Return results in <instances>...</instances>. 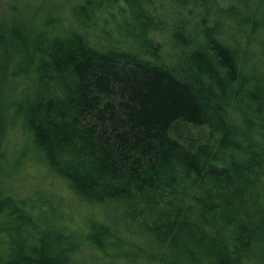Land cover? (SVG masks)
<instances>
[{"label":"trees","instance_id":"16d2710c","mask_svg":"<svg viewBox=\"0 0 264 264\" xmlns=\"http://www.w3.org/2000/svg\"><path fill=\"white\" fill-rule=\"evenodd\" d=\"M11 1L0 264H264V11ZM25 156L67 195L15 192Z\"/></svg>","mask_w":264,"mask_h":264},{"label":"rangeland","instance_id":"374dc122","mask_svg":"<svg viewBox=\"0 0 264 264\" xmlns=\"http://www.w3.org/2000/svg\"><path fill=\"white\" fill-rule=\"evenodd\" d=\"M26 15L30 17L42 16L44 13L65 14L70 5L81 0H26ZM11 0H0V23L7 29L12 22ZM11 63V56L6 50L0 51V150L12 151L21 147V135L12 125L6 112V102L14 96L7 77V70ZM7 183L15 192L32 195L35 191L43 190L67 195L65 185L52 176L37 161L25 156L11 170Z\"/></svg>","mask_w":264,"mask_h":264},{"label":"clouds","instance_id":"9594fccd","mask_svg":"<svg viewBox=\"0 0 264 264\" xmlns=\"http://www.w3.org/2000/svg\"><path fill=\"white\" fill-rule=\"evenodd\" d=\"M184 3H186L189 7H192L196 0H183ZM211 2H214L216 4H219L222 8H227L228 5L224 3V0H211ZM116 3H118L121 7L125 9V12H127V5L125 4V0H116ZM231 3L236 6L240 11H243L245 8L250 6H256L257 9L264 11V0H231ZM209 29H211V25H209ZM261 72L264 73V68L261 69ZM257 145L255 144H249V148H255ZM237 262L238 264H246V262L250 261L252 259V256L250 255H240V252L238 250L237 253ZM132 264H137L135 260L132 261Z\"/></svg>","mask_w":264,"mask_h":264}]
</instances>
